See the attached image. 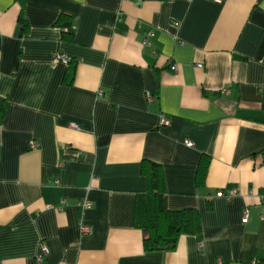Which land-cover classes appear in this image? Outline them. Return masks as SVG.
<instances>
[{
    "label": "crops",
    "instance_id": "0c3cea01",
    "mask_svg": "<svg viewBox=\"0 0 264 264\" xmlns=\"http://www.w3.org/2000/svg\"><path fill=\"white\" fill-rule=\"evenodd\" d=\"M0 104V264H264V0H0ZM145 160L200 214L173 251L134 225Z\"/></svg>",
    "mask_w": 264,
    "mask_h": 264
},
{
    "label": "trees",
    "instance_id": "16d2710c",
    "mask_svg": "<svg viewBox=\"0 0 264 264\" xmlns=\"http://www.w3.org/2000/svg\"><path fill=\"white\" fill-rule=\"evenodd\" d=\"M58 26L65 28L68 35H73V21L69 16H62ZM67 84L72 76L65 78ZM6 114V107L0 104V124ZM210 163L209 157H202L197 172V184L202 186ZM142 174L147 178L148 191L138 196L136 201L134 225L144 233L146 252L173 251L182 235H197L201 232V218L197 210L168 209L167 194L162 167L151 161H143Z\"/></svg>",
    "mask_w": 264,
    "mask_h": 264
},
{
    "label": "built area",
    "instance_id": "2783aa9c",
    "mask_svg": "<svg viewBox=\"0 0 264 264\" xmlns=\"http://www.w3.org/2000/svg\"><path fill=\"white\" fill-rule=\"evenodd\" d=\"M213 1L217 2L219 0H213ZM119 19H120V16L118 17V20ZM55 60L57 62H62L64 64H66V65H68L70 63L69 60L63 54H57L56 57H55ZM148 100L152 101L153 98L149 95L148 96ZM170 123L171 122H170V120L167 117H165V116L161 117V119H160V125L161 126H168V125H170ZM185 144L187 146H191V142L190 141H185ZM37 148H38V145H37L36 142L33 141V142L30 143V149H37ZM234 194L235 193H232V195H234ZM219 196L220 197H224V194L220 193ZM261 201L264 202V197H261ZM91 207H92V203L90 201H88V200H85L83 203H81V209L83 211L86 210V209H90ZM245 218H247V211L245 212ZM79 227H80L81 232L83 234L88 232V229L83 225L82 222L79 223ZM46 254H47V249H46L45 245H42V254L37 257V261L41 262L43 260V257ZM252 264H259V262L257 260H253Z\"/></svg>",
    "mask_w": 264,
    "mask_h": 264
}]
</instances>
